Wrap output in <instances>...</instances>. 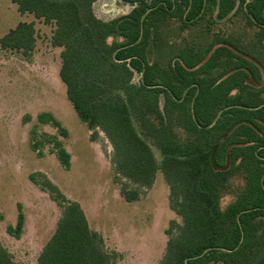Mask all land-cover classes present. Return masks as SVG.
Returning a JSON list of instances; mask_svg holds the SVG:
<instances>
[{
  "label": "trees",
  "instance_id": "trees-1",
  "mask_svg": "<svg viewBox=\"0 0 264 264\" xmlns=\"http://www.w3.org/2000/svg\"><path fill=\"white\" fill-rule=\"evenodd\" d=\"M11 1L54 26L66 97L89 140L110 145L123 199L139 200L162 174L181 222H169L155 264H264V0H118L130 11L108 21L95 16L97 0ZM232 18L239 32L212 31ZM174 30L189 36L171 41ZM35 34L33 22H19L0 37V51L30 56ZM37 120L67 137L51 113ZM30 143L39 156L50 145L69 169L55 136L32 130ZM30 180L59 210L36 264H119L121 253L106 247L78 202L44 174ZM235 180L241 185L223 209ZM17 212L6 228L15 239L24 225ZM0 264H17L2 244Z\"/></svg>",
  "mask_w": 264,
  "mask_h": 264
},
{
  "label": "rangeland",
  "instance_id": "rangeland-1",
  "mask_svg": "<svg viewBox=\"0 0 264 264\" xmlns=\"http://www.w3.org/2000/svg\"><path fill=\"white\" fill-rule=\"evenodd\" d=\"M93 11L98 19L108 21L127 14L130 7L118 0H97ZM19 22L34 23L36 43L27 57L0 51V244L17 264H36L59 216L55 203L30 180L31 174L41 173L69 200L80 204L90 228L103 237L107 248L121 253L119 264H155L164 253V231L169 222H181L168 207V187L162 174H156L153 186L139 200L128 203L123 199L113 181L110 145L102 136L97 142L89 140L86 125L66 97L59 78L61 49L51 44L54 26L19 14L11 0H0V37ZM212 31L235 34L240 30L232 18L215 23ZM188 36V32L174 30L169 39L179 41ZM249 83L255 86L252 80ZM43 112L61 123L67 137L38 122L37 116ZM32 130L55 136L62 143L70 155L68 170L62 168L50 145L39 148L41 156L31 149ZM240 185V180H235L231 192L222 197L223 209ZM17 206L24 225L20 238L15 239L6 228L15 225Z\"/></svg>",
  "mask_w": 264,
  "mask_h": 264
}]
</instances>
